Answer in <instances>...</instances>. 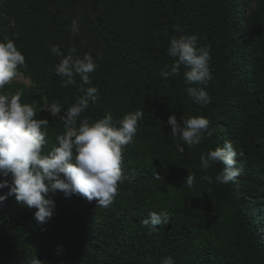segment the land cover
Masks as SVG:
<instances>
[{"label": "trees", "instance_id": "16d2710c", "mask_svg": "<svg viewBox=\"0 0 264 264\" xmlns=\"http://www.w3.org/2000/svg\"><path fill=\"white\" fill-rule=\"evenodd\" d=\"M191 34L210 49L206 105L187 94L183 66L179 76L160 75L175 62L167 54L170 38ZM5 39L25 56L17 75L30 85L12 80L0 94H21L35 119L48 120L44 154L57 146L63 116L82 95L79 76L76 85L61 86L54 69L62 57L51 45L64 55L72 47L77 57L90 53L98 65L90 74L98 101L77 127L108 113L114 121L136 110L144 117L123 151L126 179L108 207L56 191L49 193L53 216L40 224L35 208L14 196L0 201V264H161L167 256L175 264H264V0H0ZM54 106L61 112L53 115ZM172 114L181 122L209 119L199 145L179 151L166 123ZM225 141L233 143L240 170L226 184L215 182L222 163L205 171L200 160ZM188 174L195 177L191 188ZM151 211L167 212L169 224L145 225Z\"/></svg>", "mask_w": 264, "mask_h": 264}, {"label": "clouds", "instance_id": "9594fccd", "mask_svg": "<svg viewBox=\"0 0 264 264\" xmlns=\"http://www.w3.org/2000/svg\"><path fill=\"white\" fill-rule=\"evenodd\" d=\"M174 28L180 31L179 25ZM71 32L73 36L79 32L75 19ZM199 39L195 34L172 36L167 54L175 58V62L166 64L160 75L164 79L179 76L183 66L187 94L196 103L206 105L210 103V97L206 87L202 86H207L213 79L209 67L211 56L210 49L201 46ZM50 48L53 54L62 57L54 69L62 78L61 86L76 85V76H79V91L82 93L63 116L66 131L57 137V146L44 154L47 133L42 128L47 127L48 120L35 119V109L21 102V94H0V176L5 178L0 180V189L9 188L0 195V201L14 196L17 204L35 208L34 218L40 224L52 218L56 207L49 193L63 191L66 196L80 195L89 201L96 200L99 207L113 203L118 185L126 179L121 169L123 151L134 143L139 122L144 117L143 110H136L114 121L112 114L108 113L95 122L84 118L77 127L80 114L88 109L90 102L98 101L100 90L91 86L90 79L98 65L90 53L75 56V47L69 48L67 55L58 45ZM24 65L25 56L14 41L0 40V90L17 76L18 67ZM59 112V106L52 108L53 115ZM166 123L171 127V136L177 139L179 151L183 152V145L193 147L202 142L210 121L204 116H192L182 117L181 122L172 114ZM207 134L212 135L210 131ZM237 155L233 143L225 141L223 146L201 155V168L207 171L213 164L222 163L223 171L216 175L215 182L229 183L240 171ZM9 176L11 181L7 179ZM156 178L159 179V175ZM203 179L213 182V178L207 175ZM194 180L195 177L188 174L184 183L191 188ZM170 219L165 211H151L144 223L155 227L169 224ZM32 264H40V260H34ZM161 264H175V261L167 256Z\"/></svg>", "mask_w": 264, "mask_h": 264}, {"label": "rangeland", "instance_id": "374dc122", "mask_svg": "<svg viewBox=\"0 0 264 264\" xmlns=\"http://www.w3.org/2000/svg\"><path fill=\"white\" fill-rule=\"evenodd\" d=\"M13 80H17V81L25 83L26 85H30V80L23 75H17L16 77L13 78Z\"/></svg>", "mask_w": 264, "mask_h": 264}]
</instances>
